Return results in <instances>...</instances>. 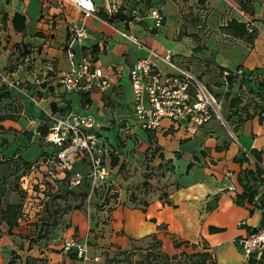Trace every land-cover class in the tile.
I'll return each mask as SVG.
<instances>
[{
	"label": "crops",
	"instance_id": "0c3cea01",
	"mask_svg": "<svg viewBox=\"0 0 264 264\" xmlns=\"http://www.w3.org/2000/svg\"><path fill=\"white\" fill-rule=\"evenodd\" d=\"M111 1L120 2L123 6H126V13L128 15H140L139 6L132 9L131 13L130 6H132V3L129 1L132 0ZM153 1L156 2L155 7L159 8L165 16L163 27L154 34L143 26L133 24L130 26L131 29H126L127 33L132 34L139 40L138 36L129 33L137 32L138 35H141L153 47H155V44L161 46V40L157 36H164L168 44H171V47L167 48V51L176 53V61L181 66L188 67L194 75H201L202 80L212 87H215L213 82L219 72L216 65L224 66L229 70H234L239 65L243 70H250L254 67L264 68V55L262 50L259 49L260 46L262 47L259 44L264 40V7H260L257 2L255 14L253 15L255 20L252 21L258 28V34L254 45L247 47L241 40L236 38L229 39L231 37L221 31L214 37L209 36L205 45H203V43L195 42L193 36H180V26L176 27V24H173L178 23L180 20L192 21L193 23L205 21L207 28L215 30L219 27L216 22H221L220 24L226 23V21L233 17L241 21L251 20L252 18L247 14L242 15L239 13L237 9L238 0H181V3H178L180 0ZM94 2L96 4V13L86 16L82 10L67 0H0V68L18 64L19 48L16 44L27 45V48L32 51V61L25 62L23 58H20L24 62L14 71L17 78L30 83V88H9L12 95L0 100V111L3 113L5 112L4 109H6L7 113L14 115L11 116L13 118L5 117L0 121V125L6 128L0 130V132H3V134L0 133V136L7 137L9 141L4 147L0 146L1 154H5L4 151L10 146L12 140L18 141L25 139L26 136L29 137V142H25V144L18 143V147L15 148L11 155L5 154L6 158L8 156L21 155L29 161H34L33 159L38 156L42 159L47 157V153L52 150V146H50L47 140L41 138L39 126L43 121L42 113H45L48 119L54 116H61V113L52 110V101L57 102L59 107L69 106L70 113L76 112L80 115L92 116L95 120V131L101 132L105 137H108L110 132H116V128L113 131L103 128L104 126H109L108 124L112 116L105 112L104 109H107V104L104 101V94L100 96L99 90L91 92L90 97L92 101L88 103L86 100L88 95H84L87 91L66 92L61 96L58 89L51 91L49 87L43 85L45 77L50 73L49 79L58 78L61 71L69 69L70 57L68 45L76 25L84 23L90 34L82 43L78 42L75 44V51L79 56L83 55L84 47H92L94 44H97L99 48L98 61L96 62L99 66L105 63L101 59V56L104 54H119L120 57L128 54V49L123 46V42L125 39L129 40V38L119 32V30L125 29V26L121 23L119 24V22L111 24L100 16L101 13L108 14L106 11L107 0H94ZM188 10L190 12L187 13ZM16 12L23 13L27 18L25 32L16 31L14 27L13 16ZM149 21L150 23L154 22L150 18ZM105 26L112 28L116 35L108 34L104 30H101ZM198 31L202 32L203 30L198 29ZM153 38H156V40ZM196 39H199V37H196ZM121 43L122 47H120ZM142 48H139V50H142V54L137 58L129 60L127 56L126 61L130 67L140 57L145 56L144 53H147V50ZM163 48L166 49V47H161V50ZM206 62L209 65L207 71H205ZM105 65L107 71H111V68L117 71V67H119L112 62L105 63ZM95 94L100 97V109L104 113L103 121L96 120L92 114L82 112L92 106L94 101L93 95ZM104 96L107 97V93ZM224 108V112L228 114L227 103ZM125 114H122L123 118L128 116L125 117ZM133 122L135 125L138 124L136 120ZM124 123H126V120ZM117 130H125V133H128L130 137H126L125 145L117 148L120 164L125 163L123 169H120V165L110 168L109 162L105 164L110 171V184L117 185L119 194L118 201L114 204L115 207L108 231L103 233L104 237L102 238H96L93 232L91 233V237L90 228H93L94 222L88 223L85 216L84 218H80L76 215L77 211H71L66 214L64 219L68 218L72 222V226L68 228V232L66 233H72V230L76 226L80 236L85 235L87 230H89V238L93 241L97 239L100 244L112 242L115 245H121L123 249H129L139 244L143 236L139 234L135 237L128 233L125 227L126 224L124 227H117L116 223L118 221L115 218L116 209L127 208L135 210L142 208L147 211L151 207L159 205V203L153 204L149 202L148 194L152 191L156 192L160 188L165 189L161 195H158L161 202L163 200L166 202L176 200V193L182 184L179 180H176L178 190L174 193L169 191L170 184H173L170 181L175 172L176 165L173 161L167 159L166 149L160 144V135L177 137L179 132H177L176 125L174 127L171 126L169 121L157 130H144L138 125L131 130L126 126L119 127ZM193 136L198 141L197 146L202 156L199 183H204L203 191L201 193L194 192L193 195L196 197V201H200L199 203L201 204L198 205V212L201 216H206H202L204 218L200 220L199 233L196 236L187 235V239H179L188 240L189 243L203 242L206 250L211 253L217 264H248L250 256L244 254L238 244V240L248 235L249 226L259 227L261 225L263 210L254 207L253 204L245 203L239 205L235 203L236 195L242 192L243 189L237 179L238 173L246 165L249 167L253 166L250 163L240 164L236 161V158L240 157L243 151L247 152L246 155H250L248 150L257 148L263 151L261 154V165L264 168V123L260 124L256 119L248 120L243 123L236 135H232L222 126L219 120L213 118L204 126L198 128ZM137 139L138 143L136 144L135 141ZM181 140L185 141L187 137L181 138ZM32 145H35L34 149ZM250 160L252 161V159ZM42 162H45V160H42ZM4 167H6V164L0 162V177L3 174L6 175ZM191 169L193 170V167ZM148 174L149 177H146L145 175ZM58 175L60 176V174ZM146 180L148 181V185H145ZM162 181H164L163 184H161ZM191 183L192 185L194 184V182ZM258 196L259 194L255 196V199ZM187 198H189L188 192ZM204 199L206 206L202 207ZM11 200L16 201L14 199ZM104 213L102 212V214ZM61 226L62 223H59L54 228L52 235L55 233L54 235L58 234L57 236H59L62 231ZM210 226L219 227L221 230L226 229V231L222 234H213L214 231L209 230ZM0 228L5 230V224L2 223ZM154 234L162 239L165 246L166 235L161 230H153V232L151 231V233L146 234L148 237L144 235V238L152 239V235ZM127 238L134 239V241L131 240V242L125 243L124 239ZM57 242H59L57 238L46 240L44 244L46 248H42V252L38 255L34 254V256L47 258L48 264H74L73 262H77L65 251H54V248H61V245H58ZM233 244L243 252V257ZM6 245L11 246L8 257H6L8 264L12 256L11 250H17L18 254L23 256L24 264L26 261V249L19 251L18 246L12 242V239L4 235L0 242V248ZM23 246L24 248L26 247L24 244ZM170 251H175L174 246ZM259 256L256 254L257 258Z\"/></svg>",
	"mask_w": 264,
	"mask_h": 264
},
{
	"label": "rangeland",
	"instance_id": "374dc122",
	"mask_svg": "<svg viewBox=\"0 0 264 264\" xmlns=\"http://www.w3.org/2000/svg\"><path fill=\"white\" fill-rule=\"evenodd\" d=\"M178 1V0H177ZM131 2L132 6H130V9L138 8L140 7V17L141 19L135 20L133 17L131 18V21L129 22L128 26H125L122 31L127 33L126 29H131V25L136 24L143 26L148 31H152V29H157L154 27V22L150 23L149 18L153 20V18L150 16V9L155 8V6H151L150 2H146V0H132ZM181 3L182 1H178V3ZM260 7H264V0H258L256 1ZM120 3V2H119ZM228 5V4H227ZM256 6V3L254 7ZM230 7V6H228ZM138 10V9H137ZM132 12V11H131ZM190 12V10L187 11V13ZM255 20V19H254ZM154 21V20H153ZM221 23V22H220ZM219 22H216V24L219 26ZM252 27H255L256 30L258 28L255 26L252 20L249 22ZM176 27L180 26V36L182 35H188L193 36V40L197 43H203L205 45L206 40L209 38V36H216L218 35L219 31L222 32L221 26H217L218 29H210L207 28V23L205 21H199L197 23H193L192 21H178V23H173ZM222 25V24H220ZM224 25V24H223ZM95 28V27H94ZM198 29L203 30L198 31ZM104 30L108 34L116 35L114 30L108 26H105ZM160 30V29H158ZM133 33L134 35L138 36L139 41L146 44L147 46L156 49L158 52L161 51L165 52L167 51V48L171 47V44H168L164 36H157L160 41L161 46H157L156 44L153 47L152 44L148 43L141 35H138L137 32H129ZM200 33V34H199ZM128 34V33H127ZM132 35V34H131ZM179 36V34H178ZM263 37V35H261ZM260 36V37H261ZM196 37H199V39H195ZM225 37V36H224ZM161 38V39H160ZM227 38V37H226ZM156 40V38H153ZM232 39V38H229ZM130 40V39H129ZM124 40L123 46L128 49V54L123 55L120 57L119 54H104L101 56L102 62L104 63H115L117 66V71L114 68H111V71H107L105 69V63L104 65L101 64V68L106 74H109L110 79V89L107 91V97H104V101L107 104V109L105 108V112L107 114L111 115L110 123L108 124V127H103L104 129H108L113 131L114 128L116 132H110L108 134V137L103 136L101 132L95 131L97 138L99 139V144L104 141L106 145H109L112 147V145H117L118 141H120V135L119 130H117V127L126 120L127 127L131 129H134V127L138 124H133L134 120H138L137 115L133 109V101H134V91L133 86L130 78V69L129 63H127L126 59L128 56L129 60L137 58L140 54H142V50H139V48H142L139 44L135 43L134 41ZM84 41V40H83ZM82 43V42H80ZM155 43V41H154ZM259 44V42H258ZM259 49L262 50L264 55V40L259 44ZM120 47H122V43L120 44ZM161 47H166L161 50ZM144 48V47H143ZM142 48V49H143ZM144 53V52H143ZM90 53L86 52L85 56H88ZM93 57V54H90ZM145 56L148 55V51L145 54ZM144 57V56H143ZM190 62V60H189ZM160 67L162 69H165L169 72H175L176 69L172 66H169L165 64L164 62L159 61ZM253 77H249V80H253ZM203 83L207 86V82L203 81ZM121 84V89L117 90V86ZM116 87V88H115ZM21 88V87H20ZM214 90L216 88H213ZM217 91H223L222 89ZM243 98L244 102L248 104V106L252 107L253 102L255 98L253 95L248 91L247 86L243 89ZM97 93V92H93ZM103 95V92H98ZM94 101L90 108L83 110V113L86 114H92L96 120L103 121V110L100 109V97L98 95H93ZM98 97V98H97ZM218 103H220V109L222 116L225 117L226 113L224 112V106L226 105V101L224 99V95H220V99L216 98ZM125 114L126 118H123L122 114ZM66 116V115H65ZM51 125L53 124V119H49ZM122 121V122H121ZM167 119H165L164 123H166ZM129 123V124H128ZM139 126V125H138ZM223 126V125H222ZM228 126V125H227ZM140 127V126H139ZM177 132L179 134L177 137H171V136H164L160 135V144L164 146L166 149V155L167 159L173 161L175 163V172L173 173V176L171 177V181L173 184H170L169 191L175 192L177 191L176 187V180H179L181 182V186L176 193V200H172L169 202H166L163 200L161 202V199L158 197V195H161L162 192L165 191L164 188H160V190L157 189V191H152L148 195L149 202L159 203V205L151 207L147 211L143 210L142 208L139 209H123L118 208L116 209L115 218L117 219L116 226L121 228L124 227L126 224V230L128 233H130L133 236H137L140 234V236H143L139 244H136L134 247L127 249V252H124V249L121 245L114 246L115 243H108L103 242L105 244H100L97 241V237H104L103 233H106L108 231V227L111 224L110 221H106V219H109L108 214L112 216L113 209L108 207L111 210H106L105 214H102L103 210L107 209L104 205L101 204V197L98 195L96 197H93L92 200L88 199L86 197L81 196V192H88L90 191V188L88 189L85 187L84 182L81 184H75L74 181L78 175H81L82 178L89 174L91 169V158L87 154L85 150L80 149V147H72L71 141H68L65 143V146H57L49 141L48 135L44 137L45 140L48 141L51 147V151H48L47 157L42 159L41 157L34 158V162L32 165H34L30 171L26 175L22 176L21 173H23V170L25 167H21L19 169H16V167L13 166H7L4 167L6 170V175L3 174V176L0 178V199L5 203L6 201H10L11 199H14L16 201H22L23 204V213L21 215V218L19 220V224L15 227V232L12 235H9L4 231L2 228H0V242L4 235H7L10 239H12V242L18 246V250H25L26 249V261L28 257H36L34 254H39L42 252V248H46L45 241L53 238L59 239L58 245H61L59 248H54V251H65L69 253L68 250L65 248V242L66 240L70 238L76 239L78 242H87L89 246V254L91 256V259L86 262L84 259L80 258L79 261L73 262L74 264H149L147 262L146 253L149 251V249H155L157 246H153L154 242L152 239H145L144 237L147 236L146 234L153 232V230H161L162 233H164L165 236V246L164 248L166 250H171L174 244V241H179V238H186L187 235L190 236H196V234L199 233L200 228V220L203 219L198 212V205H201L199 202L196 201V197L193 195L194 192L201 193L203 191V184L199 183V179L201 178V170L200 167L202 165L200 162L202 161V156L200 155L199 148L197 146L198 141L195 140V137L191 134H189L184 127L176 126ZM224 127V126H223ZM226 129V127H224ZM119 129V127H118ZM95 128L93 129V131ZM129 130V129H127ZM130 132V131H129ZM122 135L124 137H130L128 133H125L124 131H121ZM128 134V135H127ZM234 135V134H233ZM246 135V134H245ZM244 135V136H245ZM187 137V140L183 141L181 138ZM243 137V136H242ZM1 138V137H0ZM126 138V140H127ZM132 138V137H131ZM120 139V140H119ZM114 140V141H113ZM125 140V141H126ZM243 140V138H242ZM124 141V142H125ZM245 141V140H243ZM25 142H29V137L26 136L25 139H21L18 141H11L10 146H8L5 149L6 155H11L12 152L15 150L16 147H18V143L25 144ZM1 143V142H0ZM115 143V144H112ZM135 143H138L135 141ZM33 149L35 148V145H32ZM96 153V155H100L102 158V151ZM5 154H1L0 152V159L5 158ZM181 154V155H180ZM31 155V154H30ZM14 161L15 159H18V157L12 158ZM42 160H45V162H42ZM5 161H10L9 156L8 160H3L2 163L5 164ZM192 165L188 167L189 164ZM193 167V170L191 169ZM8 168V169H7ZM81 168V169H80ZM83 170V171H81ZM192 170V171H190ZM189 171V172H188ZM62 172V173H61ZM68 172V176L64 177V174ZM81 172V173H78ZM123 172V171H122ZM60 174V176L58 175ZM21 175V176H20ZM66 175V174H65ZM111 176L109 177L108 181L106 182V185H109L111 187V193L116 194L117 197L118 194V187L117 185L110 184ZM5 180V181H4ZM164 181H162L161 184H163ZM191 182H194L192 185ZM160 184V185H161ZM16 185L19 186L16 187ZM16 187V188H15ZM192 187V188H191ZM193 189V190H192ZM166 191H168L166 189ZM187 192L189 193V198H187ZM23 193V194H22ZM21 195H24L22 198ZM61 195V198L59 197ZM13 196V198H12ZM116 197V198H117ZM115 198V200H116ZM103 200V199H102ZM200 200V199H199ZM205 199L202 201V207L206 206ZM165 206H164V205ZM152 205V204H151ZM208 205V204H207ZM71 207V209H70ZM210 207V204H209ZM169 208V209H168ZM71 211H77V216L80 218L85 216L88 223L94 222L93 228H90V235L93 232L94 235H96V241L91 240L89 238V230H87L86 234L83 236H80L78 233V228L75 226V228L72 230V233H66L68 232V228L72 226V222L66 218L64 219L65 215L68 214H62V211L65 210ZM169 210V211H168ZM215 210V209H214ZM95 213V214H94ZM223 213V212H222ZM148 214V215H147ZM158 214V216H157ZM158 217V220H157ZM61 222H60V221ZM147 222V224H145ZM62 223V233L60 232L59 236L52 235V232H54V228L52 229V226L54 224ZM97 223V224H96ZM158 223V224H156ZM6 228V227H5ZM52 229V230H51ZM226 231V229L214 231L213 234H222ZM50 234V235H49ZM130 235V236H131ZM145 235V236H144ZM60 237V238H58ZM92 237V235H91ZM134 237V238H135ZM148 237V236H147ZM132 238V237H131ZM127 238L124 239V242H131L134 241V239ZM52 242V241H51ZM54 243V242H53ZM25 245V248H21L20 245ZM48 245V244H47ZM189 246V245H188ZM234 246V244H233ZM235 249L241 253L242 257L244 256L243 252L238 249V247L235 245ZM11 249L10 245H6L5 247L0 248V264H8L6 257H8L9 251ZM181 249H176V253H178L177 259H184V254L181 252ZM206 249L205 244L203 242L195 243V246L193 247H187V251L190 253L193 250H202ZM17 251V250H16ZM74 251V250H70ZM18 253V252H17ZM20 258L18 256H15V264H20L23 262V256L21 254ZM40 257V256H38ZM96 257H99V260H96ZM44 262L41 261H34L30 259V264H48V259L43 258Z\"/></svg>",
	"mask_w": 264,
	"mask_h": 264
},
{
	"label": "built area",
	"instance_id": "2783aa9c",
	"mask_svg": "<svg viewBox=\"0 0 264 264\" xmlns=\"http://www.w3.org/2000/svg\"><path fill=\"white\" fill-rule=\"evenodd\" d=\"M75 7L88 15L96 13L94 0H67ZM121 3L107 0L106 11L110 15L117 14L121 10ZM150 16L154 20V27H161L164 16L160 9H150ZM240 14H244L239 11ZM135 20H140L138 15ZM131 23H133L131 21ZM69 43L68 54L70 57V68L59 73L58 79L67 92L99 90L107 93L110 89V75L106 74L101 66L93 61L92 56H79L75 51V44L83 42L90 34L84 23L76 25ZM119 32L144 47L148 55L136 60L130 69V78L134 91L133 109L138 118V125L146 130H157L164 125L165 119L176 126L184 127L186 131L194 135L198 128L204 126L213 118L226 127L230 134L232 131L227 126L220 109V103L214 98L204 83L199 80L185 66H181L175 59L176 54L170 51L158 52L139 41L133 35L123 31ZM25 62L29 57L24 58ZM159 61L172 66L175 72H169L160 67ZM0 83L9 88H20V80L0 68ZM33 100H35L33 98ZM48 139L57 146H63L71 141L72 147H80L85 150L91 158V169L88 177L93 189L99 187L109 179L110 171L106 167L100 155L98 147L99 139L96 136L95 120L89 115L69 113L66 116L52 117ZM83 181L78 175L74 181L80 184ZM92 193L88 197L91 200ZM264 220V209H263ZM238 244L246 256L252 253L260 255L264 249V226L255 232L238 240ZM66 250L77 251L79 257L88 262L91 259L87 242H78L70 238L65 242ZM99 260V257H96Z\"/></svg>",
	"mask_w": 264,
	"mask_h": 264
},
{
	"label": "trees",
	"instance_id": "16d2710c",
	"mask_svg": "<svg viewBox=\"0 0 264 264\" xmlns=\"http://www.w3.org/2000/svg\"><path fill=\"white\" fill-rule=\"evenodd\" d=\"M147 1L150 2L151 6L156 5V2H154L153 0H146V2ZM256 1L258 0H238L237 9L238 11H242L244 14H247L250 18H252L251 20H254L255 19L253 18V15L255 14L254 5ZM142 4L144 5V3H141L140 5L142 6ZM141 6H139V11H140ZM126 10H127V7L122 5L120 12H118L117 14L110 15L108 13L109 14L108 15L105 13H101L100 16L111 24H115L119 22V24L121 23L123 26H128L129 22L131 21V18L132 17L134 18V16L128 15L126 13ZM130 10L132 11V9ZM249 22H250V19L241 21L233 17V18H230L228 21H226V23H222V25H219V26H221L222 32L225 35H228L231 38L239 39L247 47H252L254 45L255 39L257 38L258 30H256L255 27H252V25ZM164 23H165V16L163 19L162 26L155 27L157 29H152L151 32L154 34L157 33L159 31L158 29H161ZM13 24H14L16 31L25 32L27 28L26 16L21 12H16L15 15L13 16ZM16 46H18L19 48L18 49L19 51L18 64L14 66L9 65L5 68H1L5 70L7 73H11L15 77L16 75L14 71H16L17 67L21 63L24 62L22 60L25 57H29V61L30 60L32 61V56H31L32 51L29 48H27V45L22 46L21 44L18 43L16 44ZM68 48H69V45H68ZM83 49H84L83 55L84 54L86 55V52H88L90 54H93V57H92L93 61L95 62L98 61L99 48L97 44H94L92 47H84ZM20 58H23V59L20 60ZM208 66H209L208 63L206 62L205 71L208 70ZM216 67L218 68L219 72L217 73V76L215 77V80L213 82V85L215 87H212L211 85L207 83L208 88L207 87L206 88L211 92V94L214 96L215 99L216 98L220 99V95H224V99L227 100L226 103H227L228 114H226L225 117L223 116V118L226 124L228 125L229 129L232 131V133L236 135V133L238 132L240 127L243 125V123L248 120L256 119L260 124H263L264 123V68L254 67L250 70H243L241 66L239 65L236 67V69L229 70L226 67L221 66V65H216ZM49 75H51V73ZM49 75L45 77L43 85L49 87L51 91H55L56 89H58L61 93V96L62 94H65L67 91L62 87V84L59 82V79L58 78L49 79ZM195 76L203 82L201 75H195ZM249 77H253L254 79L251 81L249 80ZM18 80H20L21 87L30 88V85H29L30 83H26L20 78H18ZM245 86H247L248 91L253 95V97L255 98L254 100H256L253 102L252 107L248 106V104L244 102V98L242 94L244 93L243 89ZM213 88H216V89L214 90ZM117 89L118 90L121 89V84L117 86ZM217 89H220V90L222 89L223 91L222 92L217 91ZM92 91L93 90H90L84 93V95L86 94L88 95L86 97V100L88 101V103L92 101L90 97V94ZM103 94L105 95V92H103ZM11 95L12 93L9 87L0 83V100H2L3 98L10 97ZM104 95L103 97L106 98V96ZM51 108L54 112L61 113V116L68 115L71 112L70 109H68L69 106L59 107L57 105V102L55 101L51 102ZM4 111L5 112L3 113L2 111H0V121H2L5 117L14 116L11 113H7L6 109H4ZM42 120L43 121L39 126V132L41 134V138H44L50 132L51 123H49V119L45 116V113H42ZM120 124L121 126L119 125L118 127H125V126L127 127V123H124V121ZM170 125L173 127L175 126V124L171 122H170ZM4 128H5L4 126L0 125V130ZM0 133L3 134L2 131ZM118 134L120 135L121 140L119 139L120 141L116 143L117 145H112V147H110L109 145H106L104 141H102L100 144L98 143V147H100L102 151V160L104 164L109 162L108 164L111 165L109 166L110 168H112L113 166L120 165V169H123L125 163L123 162L120 164V156L117 151L118 150L117 148L125 145L124 141L126 140V137L122 135L121 130H119ZM0 137H1L0 146L4 147L9 142L8 138L3 137V136H0ZM248 153L250 155H246L247 152L243 151L241 153V156L236 158V161L240 164L250 163V164H253V166L249 167L246 165L245 167L241 168V170L238 173L237 179L243 189H242V192L236 195L235 203L239 205H243L245 203L253 204L254 207L260 208L261 210H263L264 209V168L261 165V161H262L261 154L263 153V151L257 148H251L248 150ZM17 156H18V159H15L14 161H12L13 160L12 158L17 157ZM17 156L9 157L10 161H7V162L5 161V164H7L8 167L9 166L16 167V169H19L22 166L25 167L23 170V173H21V175L24 176L34 166L32 165L34 161H29L23 158L21 155H17ZM161 156L163 155L161 154ZM250 159H252V161ZM3 160H8V158L5 157V159L3 158ZM3 160L0 159V162L2 163ZM190 166L191 164L188 165V167ZM26 168L28 172L26 171ZM67 176H68V172L63 178ZM145 176L149 177V174ZM83 182L85 184V187H87L88 189L90 188V191L81 192L80 193L81 196L87 198V196L89 197L90 193H92V196H91V200H92L93 197H96L98 195L99 197H101V202L103 201V203L101 204L104 205V209L105 207H107V209L103 210V212L106 213V210L108 211L111 210L109 209L110 207L114 209L115 207L114 204L117 203L118 197L116 194L111 193L112 192L111 187L109 185H106V182L102 183L99 187L94 188L93 192H91L92 187H91V182L88 177V174L83 177V181L81 182V184ZM145 185H148L147 180L145 181ZM16 187L19 188L18 185H16ZM257 194H259V196L255 199V196ZM21 196L22 198L24 197V195H21ZM59 197L61 198V195ZM69 211H70L69 209L62 211V214L64 215L68 213ZM22 213H23L22 201L10 200V201H6L5 203H3V201L0 199V225L2 223L5 224L6 228L4 231H6L7 234L12 235L15 232L14 229L19 224V220L21 218ZM107 214H108V217L109 216L110 217L109 219H106V221L107 220L110 221L111 215H109V213ZM57 225L58 224L55 223L54 226H52V229L55 228ZM262 226H264L263 219L259 227H262ZM259 227L249 226L248 234L255 232ZM209 230L218 231L220 230V228L215 227V226H210ZM152 240L154 242L153 246L155 247L157 246V248L156 250L149 249V251L146 253L147 262L149 264H217L216 261L213 259L211 253L206 249L193 250L192 252L189 253L187 251V247H192V246L194 247L195 243H189L188 240L179 239V241H174L173 246L175 248V251L166 250L164 248V243L162 239L158 238L157 235L155 234L152 235ZM20 246L21 248H24L23 245H20ZM114 246H117V245H114ZM181 248H184L181 250V252L184 254V259H177L178 253H176V249H181ZM126 250L127 249H124V252H127ZM11 254L12 256H11V259L9 260V264H15V261H16L15 256H18L20 258V255L17 253L16 250H11ZM68 254L73 260L79 261V259L81 258L79 257L77 251H69ZM30 259L36 262L37 261L44 262L43 259L40 257L31 256V257H28L27 261H25L24 264H30V261H29ZM20 264H23V262ZM248 264H264V249L262 250L258 258L256 257L255 253H252L249 257Z\"/></svg>",
	"mask_w": 264,
	"mask_h": 264
}]
</instances>
